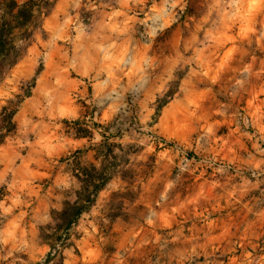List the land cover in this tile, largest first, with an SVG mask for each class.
<instances>
[{"label":"rangeland","instance_id":"rangeland-1","mask_svg":"<svg viewBox=\"0 0 264 264\" xmlns=\"http://www.w3.org/2000/svg\"><path fill=\"white\" fill-rule=\"evenodd\" d=\"M51 1L0 67V264H264V0Z\"/></svg>","mask_w":264,"mask_h":264},{"label":"trees","instance_id":"trees-1","mask_svg":"<svg viewBox=\"0 0 264 264\" xmlns=\"http://www.w3.org/2000/svg\"><path fill=\"white\" fill-rule=\"evenodd\" d=\"M6 2L4 1L3 14L0 16V67H12L24 56L25 49L17 43H27L32 40L36 29L39 28V17L46 14L53 4L51 0H10L9 4ZM30 95L31 92L24 95L14 108H3L0 114V145L11 133L16 131L14 117L17 109ZM93 171H97V169L93 167ZM81 182L84 184L83 191L87 194L82 201L79 199L74 203H67L57 215L59 224L56 231L60 234L50 244L51 252L46 263H50L56 254L61 255L60 250L68 246L66 243L69 240V230L95 202L97 194L105 186L106 179L95 181V178L91 177L81 180ZM4 196V190L1 189L0 201Z\"/></svg>","mask_w":264,"mask_h":264}]
</instances>
